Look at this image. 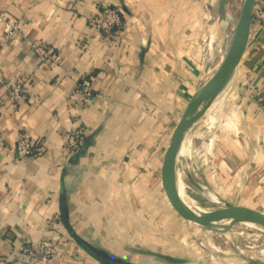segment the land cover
I'll use <instances>...</instances> for the list:
<instances>
[{
	"label": "crops",
	"instance_id": "obj_1",
	"mask_svg": "<svg viewBox=\"0 0 264 264\" xmlns=\"http://www.w3.org/2000/svg\"><path fill=\"white\" fill-rule=\"evenodd\" d=\"M104 3L123 20L113 37L88 25ZM206 3L218 7L215 0H0V19L17 26L8 33L0 22V264H39L22 259L19 248L43 238L55 247L49 264H102L66 238L61 203L87 245L123 262L264 264L225 251L201 258L183 250L173 259L155 247L164 249V242L142 232V215L153 213L162 194L159 175L172 124L204 83L206 56L215 62L230 42L232 21L218 31L208 26ZM35 41L60 61L42 62L31 48ZM82 78L91 81L89 102L77 92ZM15 79L24 81L25 94L10 102ZM214 107L217 120L234 131L218 138L224 150L229 146L231 168L243 161L260 168L256 181L264 192V34L255 28L207 111ZM78 120L84 144L67 156L65 136ZM20 138L37 142V153L18 158ZM260 203L264 213V193Z\"/></svg>",
	"mask_w": 264,
	"mask_h": 264
},
{
	"label": "rangeland",
	"instance_id": "obj_2",
	"mask_svg": "<svg viewBox=\"0 0 264 264\" xmlns=\"http://www.w3.org/2000/svg\"><path fill=\"white\" fill-rule=\"evenodd\" d=\"M243 1L215 0V4L218 6L216 8H213V6L210 7L206 3L207 17H209V19L206 17L207 25L211 26L214 24L213 28L218 31L226 27V23L224 22L232 21L233 25H230V27L234 30ZM232 30L229 32L230 34H227L232 36ZM228 35L226 39L230 38ZM218 59L219 56L213 62L209 55L206 56V69L205 74H203V80L215 68ZM192 95L191 92L188 98L182 103V107L180 108L182 112ZM215 108L206 111L205 116L203 115L191 127L186 135V140L189 139L188 141H190L191 149L187 152L185 144L178 157L176 170L178 173L177 180H179V184H183L186 189V196L188 197V199L183 198V201L190 202L193 206L201 210L220 207V200H223L232 205H241L262 211L260 202L262 201V194L264 192L262 183L260 184V181H256L261 176V169L256 166L245 165L244 161L242 164L239 162L238 166L231 168L229 146L224 150L219 146L221 143L218 141V138L220 132L224 131L229 133L232 131L231 133H234V131L227 129L229 122L225 125L223 119L217 120ZM175 126L176 122L172 124V131ZM168 143L169 140L166 148ZM221 161L228 164V167L221 169L219 167ZM231 173L232 177H230ZM221 174L222 177H225H220ZM230 178H232V181L229 180ZM224 179L226 181H223ZM159 182L161 184L160 175ZM160 188L162 194L160 199L156 201L157 204H153L152 206L154 207V209H151L153 213L142 215V232H146L152 239L155 238L166 244L164 249H161L163 245L155 246L158 250L171 252L175 255L173 259L178 260L182 258L181 253L183 250H189L191 255L200 254L198 256L201 258L204 257L203 253L209 252L214 255L225 251L228 254L234 252L235 255L246 261L259 262L264 260V232L260 231L256 226L246 223L229 225L226 221L213 222L209 227L198 225L175 211L165 195L162 186ZM202 191L206 192L210 197L212 196V199L214 197L218 203L215 200L208 201L203 197ZM66 238L75 242L69 234H66ZM142 247L146 248L145 246ZM183 257L188 258L187 255ZM34 261L36 262V260Z\"/></svg>",
	"mask_w": 264,
	"mask_h": 264
},
{
	"label": "water",
	"instance_id": "obj_3",
	"mask_svg": "<svg viewBox=\"0 0 264 264\" xmlns=\"http://www.w3.org/2000/svg\"><path fill=\"white\" fill-rule=\"evenodd\" d=\"M255 0H244L230 42L215 72L192 95L174 127L167 148L163 154L160 179L161 186L172 208L186 219L201 225L210 226L213 222L227 221L246 223L264 229V213L241 205H232L220 200V207L195 211L189 208L180 197L177 186V161L183 141L191 127L206 113L227 85L245 52L250 30ZM61 221L72 239L102 264H131L111 258L87 245L70 227L61 203Z\"/></svg>",
	"mask_w": 264,
	"mask_h": 264
},
{
	"label": "built area",
	"instance_id": "obj_4",
	"mask_svg": "<svg viewBox=\"0 0 264 264\" xmlns=\"http://www.w3.org/2000/svg\"><path fill=\"white\" fill-rule=\"evenodd\" d=\"M96 10L88 17V25L98 35L115 36L123 26L121 13L118 9L108 5L100 4ZM1 23H4L0 19ZM4 27L8 33L17 29L13 23H4ZM251 27L258 29L264 34V0H255L252 16ZM35 55L44 63L56 64L60 61V57L51 53V51L43 44L35 41L31 43ZM25 85L22 79H15L8 93V100L11 102H19L25 94ZM77 92L84 96V100L89 102L92 100V86L90 78H82L77 85ZM85 139V129L81 123L75 121L73 127L69 129L65 136V152L67 156H71L82 149ZM39 145L37 142H29L20 138L17 142L16 154L20 159H27L37 153ZM53 241L43 238L31 246L28 243H22L20 246L22 259H34L39 264H49L55 253Z\"/></svg>",
	"mask_w": 264,
	"mask_h": 264
},
{
	"label": "bare ground",
	"instance_id": "obj_5",
	"mask_svg": "<svg viewBox=\"0 0 264 264\" xmlns=\"http://www.w3.org/2000/svg\"><path fill=\"white\" fill-rule=\"evenodd\" d=\"M233 31V30H232ZM230 38H231V36H230ZM229 38V39H230ZM228 39V40H229ZM225 52H226V50L224 49L221 53H220V55H219V59L217 60V62H216V66H215V68L207 75V77L203 80L204 82L209 78V77H211L212 76V74L215 72V70L217 69V67H218V65L220 64V62H221V60H222V58L224 57V54H225ZM188 133V132H187ZM187 135V134H186ZM185 138H186V136H185ZM183 146H184V144L182 145V148H181V151H180V154H181V152H182V150H183ZM179 154V155H180ZM176 174H177V178H178V173L176 172ZM189 180V179H188ZM178 181V186H179V194H180V197H181V199L183 200V198H185V199H188V197L186 196L187 194H186V189L184 188V186H183V184H179V180H177ZM206 185V184H205ZM202 193V195H203V197L204 198H206L208 201H214L215 200V202H217V200L213 197V199H212V196L210 197V195H208L206 192H201ZM201 199V198H200ZM183 202H185V201H183ZM218 203V202H217ZM185 204L189 207V208H191L192 210H195V211H203V210H201V209H198V208H196L195 206H193L190 202H185ZM227 222V221H226ZM248 225H251V224H248ZM253 226V225H252ZM209 227V226H208ZM216 229V228H215ZM260 231H262V232H264V229L263 228H261V227H259L258 228ZM221 231H222V229H221ZM222 232H224V230L222 231Z\"/></svg>",
	"mask_w": 264,
	"mask_h": 264
},
{
	"label": "trees",
	"instance_id": "obj_6",
	"mask_svg": "<svg viewBox=\"0 0 264 264\" xmlns=\"http://www.w3.org/2000/svg\"><path fill=\"white\" fill-rule=\"evenodd\" d=\"M257 31H259L258 29H256ZM260 32V31H259Z\"/></svg>",
	"mask_w": 264,
	"mask_h": 264
}]
</instances>
